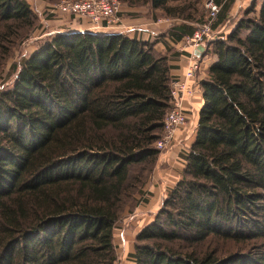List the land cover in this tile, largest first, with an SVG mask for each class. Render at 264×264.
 Returning <instances> with one entry per match:
<instances>
[{"label": "trees", "instance_id": "trees-1", "mask_svg": "<svg viewBox=\"0 0 264 264\" xmlns=\"http://www.w3.org/2000/svg\"><path fill=\"white\" fill-rule=\"evenodd\" d=\"M217 1L215 27L234 5ZM125 2L207 20L204 0ZM37 19L26 0H0V67ZM232 25L207 51L182 178L136 235L135 264H264V0ZM49 36L0 90V264H116L115 229L159 157L182 53L125 33Z\"/></svg>", "mask_w": 264, "mask_h": 264}, {"label": "built area", "instance_id": "built-area-1", "mask_svg": "<svg viewBox=\"0 0 264 264\" xmlns=\"http://www.w3.org/2000/svg\"><path fill=\"white\" fill-rule=\"evenodd\" d=\"M252 0H243L240 8L249 5ZM44 11L38 8H31L43 18L57 20L56 22L70 21L73 23L86 20L88 30L98 33H124L122 19L119 18L121 12V2L119 0H61L57 3H47ZM207 20L199 23L191 31L185 32L182 39L183 48L187 52L188 67L182 76H177L172 80L170 103L171 107L167 111L163 120V131L157 139L155 146L160 150V154L175 147L179 153L185 157L195 139L197 130L198 111L195 109V101L202 97L201 82L198 73L207 65V52L211 44L217 39L225 36L230 31L232 21L230 17L225 23L214 26L221 11V3L217 0H206ZM181 25V24H180ZM69 29H62L63 33ZM48 34V33H46ZM203 46L205 53L197 55L198 48ZM208 69V66L205 67ZM188 102V106H185ZM182 131L181 136L178 132Z\"/></svg>", "mask_w": 264, "mask_h": 264}, {"label": "rangeland", "instance_id": "rangeland-1", "mask_svg": "<svg viewBox=\"0 0 264 264\" xmlns=\"http://www.w3.org/2000/svg\"><path fill=\"white\" fill-rule=\"evenodd\" d=\"M30 7L38 8V11H44L45 5L47 3H57L61 0H26ZM121 2V12L119 13V18L123 19L125 17V5H130L125 2V0H119ZM205 1L203 7L205 10L203 13L207 14V9L205 7ZM132 6V5H131ZM145 6V5H143ZM37 13V11H35ZM38 15V14H37ZM241 16V15H240ZM239 16V17H240ZM160 18L173 19L174 21L179 20L180 24L186 25L190 23L189 21L183 18H172L167 16H162ZM57 20L49 19L45 17H41L38 15V19L35 22V26L31 29L28 34L20 37L14 44L10 56L7 58L5 63L0 67V90L6 87L13 82L16 72L13 70L15 65H19L20 62L30 56V54L37 48L39 43L48 37L49 35L57 33L62 29H73L76 28L72 22L64 21V22H56ZM173 21V22H174ZM81 22V21H80ZM199 23H194V27ZM178 24H173V26ZM172 26V27H173ZM187 26V25H186ZM48 33V34H46ZM211 55V53H209ZM211 60V57L207 58V60ZM206 68L203 66L202 72H205ZM201 72V73H202ZM207 74V71L205 72ZM205 74V78L208 76ZM179 151V149H178ZM181 159V163L183 164V156L181 153L178 154ZM158 161V159H157ZM154 164V167L148 172L147 179L145 183L141 186L139 192L134 194V200H131L125 206V209L122 213L121 222L115 231V245L117 248L118 259L116 264H125V259L131 260L130 252L131 244H133L134 232L140 231L143 226L152 221L156 215V213L161 208L163 201L166 199L168 194L170 193L171 188L175 185L174 181L168 180V183L163 182L165 180H161L159 178L156 181V172L158 163ZM166 162H164L165 164ZM163 168L164 165L161 164ZM180 171V170H179ZM168 172V171H166ZM181 172V171H180ZM159 187L163 191L162 194H155V191H159L157 188ZM161 193V192H160ZM137 232V233H138ZM126 245V247H125Z\"/></svg>", "mask_w": 264, "mask_h": 264}, {"label": "crops", "instance_id": "crops-1", "mask_svg": "<svg viewBox=\"0 0 264 264\" xmlns=\"http://www.w3.org/2000/svg\"><path fill=\"white\" fill-rule=\"evenodd\" d=\"M243 0H234V5L230 11L229 17L231 19H235L241 15V12L247 8H249L252 4V2L249 5H246L243 8H240V4ZM172 19H167V18H158L154 19L150 9L147 6H131V5H125V17L122 19L123 23V31L126 35L132 38H139L144 41H156L155 47L157 48L158 51L161 52H167L169 48H172L174 50L179 51L182 53L179 57L174 59L172 61L174 68H173V74L175 76H182L184 72L186 71L188 67V58H187V52L184 50H190V48L186 47L183 48V42L182 39H179L176 35H173L169 33V30L173 26V24H178L179 26H182L185 28L184 24L180 25L179 20L174 21ZM233 22V21H232ZM73 25L76 27L77 30L79 31H86L88 30V23L86 20H82V22H76L73 23ZM186 25H193L191 23H187ZM229 27L232 29L233 25ZM194 28V27H193ZM193 28H188L186 29L187 32L191 31ZM211 57V60L207 62L208 68L212 61L214 60V57L209 55ZM207 71V74L205 73ZM205 72H199L198 73V79L201 82L205 77V74L208 75V69H206ZM203 104V98H197L194 105L195 109L199 112L200 108ZM185 106H188V102H185ZM182 131L178 132V136H181ZM179 151L177 147L168 150L164 152L163 154H159L158 157V165H157V172H156V181L161 178V180H165V182L168 183V180L174 181L175 183L182 178V169H183V164L180 162L181 159L179 158ZM180 160V161H179ZM164 162H166L164 164ZM161 164L164 165V167H161ZM181 172H180V171ZM168 171V172H166ZM159 191H155V194H162L163 191L159 187H157ZM161 192V193H160ZM148 224V223H147ZM144 227V226H143ZM142 227V228H143ZM116 231V229H115ZM134 232V238H133V244H131V249L129 252L131 253L133 251V245H134V240L136 235L140 232ZM116 234V233H115ZM126 247V245H125ZM125 264H135V262L131 260L125 259Z\"/></svg>", "mask_w": 264, "mask_h": 264}, {"label": "water", "instance_id": "water-1", "mask_svg": "<svg viewBox=\"0 0 264 264\" xmlns=\"http://www.w3.org/2000/svg\"><path fill=\"white\" fill-rule=\"evenodd\" d=\"M86 31H92V30H86ZM67 32H79V30H77L76 28H73V29H69ZM201 52L205 53V48L203 46H200L198 48V51H196V54L201 55Z\"/></svg>", "mask_w": 264, "mask_h": 264}]
</instances>
